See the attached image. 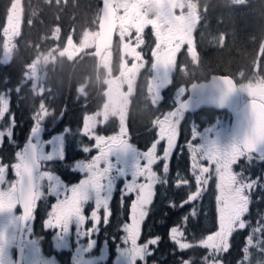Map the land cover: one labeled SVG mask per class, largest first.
Listing matches in <instances>:
<instances>
[{
    "label": "snow or ice",
    "instance_id": "1",
    "mask_svg": "<svg viewBox=\"0 0 264 264\" xmlns=\"http://www.w3.org/2000/svg\"><path fill=\"white\" fill-rule=\"evenodd\" d=\"M230 94V90H226L217 107H227ZM189 103L181 99L180 108L185 114ZM9 112L10 104L6 111L0 112V119ZM12 119L14 121V116ZM45 120L34 118L28 142L23 150L15 153V162L11 164L15 179L8 180L9 165L0 163V264H48V261L58 264L54 256L48 257L42 252L40 240L33 238L32 222L38 202L45 195L56 198L44 222L45 229L53 230L54 250L69 249V235L74 230L77 239L72 264H104L108 258V254H105L107 240L98 256L91 255L97 245L94 237L99 236L102 225L107 226L110 222V205L118 182L122 180L125 182L121 199L132 194L135 198L130 204V223L123 224L122 232L125 235L116 248L114 264H147L148 257L153 255L151 248L159 244L160 237L140 243L141 226L149 214L157 186L169 182L170 157L177 147L179 125L183 119L177 124L170 119L161 121L157 127L158 139L147 150L133 147L130 140L125 138L126 134L101 135L96 125L83 121L80 135L94 143L83 146L81 150L88 153L94 148L97 155L88 162L76 164L74 170L84 173L85 177L71 187L63 184L58 175L42 170L48 162L66 158V134L69 131L65 128L62 133L44 141L41 133ZM225 131L226 126L217 122L216 127L204 128L203 131L197 129L192 133V140H199V143H188L195 190L180 204L181 208L193 205L190 215L195 217L194 202L202 198L214 172L217 230L201 239L199 246L210 250L209 255L214 257L216 264H222L223 254L230 251L233 234L245 230L250 224L245 217L250 211L252 191L261 187L260 178L250 173L246 175L243 168L237 171L234 166L241 161L249 165L254 160L264 163V103L253 102L245 110L237 112L229 141L221 144L220 136ZM7 135L12 137V128L8 129ZM3 138L4 132L0 131V143ZM161 142H166V145L163 154L158 155ZM45 145L51 146V150L46 151ZM203 162H207L208 166ZM160 164L162 169L158 173L154 167ZM140 178H143V182H140ZM45 181L48 182L46 190ZM181 186H190V180H177L176 187ZM89 205L93 210L86 216L85 209ZM17 208H22V214H17ZM89 221L91 226L86 227ZM255 231L264 237V229L257 228ZM185 235V231L179 227L174 226L170 230V239L179 250H188L193 246L185 242ZM253 235L246 238L249 246H253ZM258 245L264 247V238L259 240ZM242 252L243 259L248 260L250 248L245 247ZM184 264L190 262L184 261Z\"/></svg>",
    "mask_w": 264,
    "mask_h": 264
},
{
    "label": "trees",
    "instance_id": "2",
    "mask_svg": "<svg viewBox=\"0 0 264 264\" xmlns=\"http://www.w3.org/2000/svg\"><path fill=\"white\" fill-rule=\"evenodd\" d=\"M243 1L248 2L250 7L247 10H240L237 15L234 13L231 15L230 11H227L228 7H230L229 0H210V2L216 4L224 2L226 8L224 25L228 28L223 26V30L229 34L235 32L239 35V38L235 42V46L231 47V36L227 34L224 45L219 50L216 49V52L212 54L213 56L210 55L209 62H207L208 67L203 72L199 73L201 67L197 64L193 67V80L211 73L229 76L236 83L241 76L248 77L253 74L264 80V0ZM12 2L13 0H0V98L2 103H7V109L10 104V112L4 117V126L12 127L17 134L18 141H20L30 126L29 114L30 112L32 113L31 109H37L38 107L36 106L40 101L39 96L32 95L25 85H21L22 77L28 65L39 53L60 46L62 41L58 37L55 40L51 39L55 30L62 29L63 36L73 33L72 40L78 41L85 28L91 25L93 27L95 24L98 0H68L65 6L59 0H21L23 5L22 25L13 42L9 43L4 38V32L6 18ZM217 8L218 6L211 8V12H214ZM63 10L65 11L63 12ZM243 25L246 26L243 27ZM5 44L6 48L12 45V49H9L11 50V55L9 58L1 60ZM88 57L83 55L79 59L77 57L72 61H66L65 64L57 59L56 61L60 62L58 64L59 70L53 71L50 75L51 88L57 84L58 87H55V91L56 89L59 90V94L56 91V95L58 94L59 96L58 103L53 105V101H50V107L54 106L56 110H60L63 107V114L66 113L68 120H71V114H74L73 111L69 110L76 107L73 101L76 97L73 94V90H77L76 84L82 86L86 82L96 81L93 68L94 62L92 58ZM55 62L51 64L50 68L55 65ZM68 69H71V71L83 70L84 73L77 82L64 85L63 71H68ZM68 89L71 90V93H68ZM139 92L137 91L135 96H131L130 99L133 105L141 103V106L136 107V109L138 108L136 112L138 121L136 123H134L135 119L130 121V134L131 142L142 147V144L148 145L152 140L154 131L151 125L154 122L147 115V111H142L143 103H146V107L151 106L145 97V101L143 100L141 92ZM51 96L52 89L48 97L50 98ZM77 98L79 99L78 96ZM165 98L166 101L162 100L161 103L157 104V118L174 106L169 97ZM75 112L76 114H84L78 110H75ZM13 116L14 121L12 119ZM70 123L77 127L78 123ZM144 129L148 132L147 138L142 136L134 137ZM81 146H85V143L84 145L82 143ZM13 154L14 151L11 146L3 145L0 149V156L3 157L4 161H9ZM183 154L178 148L173 151L170 157L169 182L168 184L157 186L153 203L149 206V214L141 226V243L151 238L160 237L159 244L151 248L153 255L147 259L151 264H182L184 261H189L190 264H205L204 259L207 256V252L199 247V241L217 230L216 192L212 181L209 183L202 198L194 202L195 217L190 215L193 205L180 207L186 196L195 190V184L187 176L188 172L186 171L189 163L187 157ZM80 156H82V150L80 153L77 150L71 149L69 151L67 149L64 161L56 164V175L62 181L71 183L69 179L73 178V176L68 174V166L74 157L79 158ZM248 168H244L246 175L249 174L246 171ZM161 169L160 165H158L157 169L154 170L159 173ZM256 169V166L251 167L250 174L253 177L256 176ZM258 171L260 173L264 172V167L259 166ZM175 176H181V179L185 176L190 180V186L174 187L172 178ZM121 197L113 198L110 205L112 212L110 222L107 226L102 225L99 236L94 237L98 242L107 240L110 250H112V244L116 242L119 233L121 234L118 227L122 222H127L129 217L130 201H128L127 196H123V199ZM52 204L53 200L48 195L39 201L35 218L32 222L34 235L40 240L41 248L44 251L47 250L50 242L47 232L44 231L43 222L47 212L51 210ZM170 204H173V206H170ZM186 217L187 219H185ZM245 219L250 222L249 226L245 230L237 231L230 238V251L223 254L222 264H264V247L258 245L259 240L264 237H262L260 232L255 231L257 228L264 229V185L252 191L250 211ZM174 226L185 231L186 235L183 239L193 245L190 249L179 250L170 241L168 232ZM250 235H253V246H249L246 243V238ZM245 247L250 248L248 260L243 259L242 249ZM97 252L98 250H96Z\"/></svg>",
    "mask_w": 264,
    "mask_h": 264
},
{
    "label": "flooded vegetation",
    "instance_id": "3",
    "mask_svg": "<svg viewBox=\"0 0 264 264\" xmlns=\"http://www.w3.org/2000/svg\"><path fill=\"white\" fill-rule=\"evenodd\" d=\"M68 0H61L63 6L67 4ZM100 0H98V9L95 15V24L92 27H86L84 32L79 37L78 41L72 40V34L69 33L63 36V44H70L75 47V44L81 42L80 40L89 39L92 40L91 48L84 50L85 52L81 54V56L86 55L93 59L94 62V75H95V89L99 86V77H97L98 65L100 64L99 61L103 59V56L106 52L111 53V57L109 61H105L103 63L104 67L106 68V74L104 77L103 84L101 85L102 91L101 95L98 98L92 99H80L83 100V104L73 107L69 111H73L74 116L71 120H68L66 117V113L63 114L64 108L61 107L60 110L54 109L53 114H56L59 111V115H54L53 119H48L47 122L44 121V131L42 132L41 139H45L51 134L63 132L65 128L69 129L67 132V140H66V152L67 149L71 151L77 150V152L81 153L82 148V135H80L82 130V122H88L89 118H93L97 116L98 111L100 112V116L98 118L97 132L101 135L105 136H113L119 134H126L125 138L130 140V143L133 147H136L138 150H147L151 145L142 144V147H139L131 142V134H130V121L131 119H135L134 123L138 121V116L136 112L138 111L136 107L141 106V103L132 104L131 96H135L137 91L141 92V95L146 100L150 99V96L147 92V88H149V83L151 81H155L157 78L155 77V69L161 64L159 62L162 60L163 62V71L161 75H165V81L163 89L160 91L158 89V85L154 82L156 87L153 90L154 96H158L160 101L158 103L156 101V105L154 108L146 107V103L142 105V111H147L148 116L153 121V130L154 134L157 133V127L159 126L160 122L165 119H170L171 121H176V124L179 120L183 119L181 124L179 125V135L178 140L184 138L185 130L183 126L188 127L187 125L192 124V119L195 118V114H180L177 112V104L181 102V99H184L187 95L185 88L193 82L192 73L193 67L197 64L200 66V72H203L205 68L208 67L209 57L210 55L216 52V49L219 50L223 44H217L218 35L221 34L225 35V38L230 35V40H233L232 46H235V42L238 40L239 35H235L234 32L229 34L223 30V28H228L224 25V16L226 13V8L224 2L214 3L210 2V0H124L121 4V8L118 7V3L116 0H113V20H114V32L111 41V45L109 49L102 51L98 59L91 54L94 50V43L98 36L97 34V19L99 14V7H100ZM131 1V5L127 7V2ZM232 0H229V5L227 11H230V14L233 13L235 15L239 14L240 10H247L250 7L248 2H244V5L231 3ZM235 1V0H234ZM238 1V0H237ZM241 1V0H239ZM238 1V2H239ZM73 3V2H71ZM152 4H155V9L157 13V22L149 21L152 17V13L145 12L147 8H149ZM218 6V8L211 12V8ZM240 6V7H239ZM181 8H183L185 12V16L182 17ZM126 10V16L123 19L125 26L130 24L132 27L130 37H128V43L126 45L118 46V38L116 39V32H117V24L119 20V12ZM65 10H63L64 12ZM63 24H65L63 22ZM224 26V27H223ZM128 27V26H127ZM92 31L90 34L87 32ZM165 30L164 33H160L161 30ZM62 31V29H61ZM95 33V37L93 38V34ZM63 34V31H62ZM132 36V37H131ZM139 38L140 40H136ZM123 40V39H122ZM133 40V45H131ZM225 41V39H224ZM71 46V47H72ZM179 46V49L176 50V47ZM162 49L165 52L159 54L157 53V49ZM230 50V49H229ZM124 51L126 52V58L135 59L136 63H140L141 67L136 71L137 65L135 61H128L126 62L124 57L120 56V53ZM141 53V54H140ZM79 56L78 59L81 57ZM119 56V60H116L115 57ZM138 56V57H137ZM213 56V55H212ZM88 57V58H89ZM77 56L68 57L67 53H64L61 56V62L63 64L66 61H72ZM83 58V57H82ZM191 58V59H190ZM128 63V65H127ZM184 64V65H183ZM178 68V71H176ZM78 72V70H76ZM180 71V72H179ZM177 72L181 74L179 79L176 76ZM113 73L116 79L120 78L119 81L115 82L112 78L108 77ZM135 73V74H134ZM133 75V81H129L130 76ZM179 79V80H178ZM198 79V78H196ZM162 81V80H161ZM125 84L124 87L127 89L128 86L132 87L131 93L126 95V100L124 104L117 106V102L121 99V93L109 91H103V88L107 86L108 90L115 85ZM127 86V87H126ZM179 89L178 100L175 97L174 91ZM139 92V93H140ZM259 99L256 100L260 103H264V88L259 89ZM258 95V94H257ZM165 97H169L172 100L174 106L171 110L164 113L163 115L157 118V104L161 103ZM145 101V100H144ZM89 103V104H87ZM114 107L115 113L108 119L104 118L105 109L106 107ZM75 110L82 111L84 114H76ZM118 113V117H117ZM51 114V115H53ZM59 116V117H58ZM166 116V117H165ZM70 122L78 123L77 127L72 125ZM31 124V122H30ZM150 127V126H149ZM32 127L28 128L27 132L24 135L23 146L26 141L27 136ZM134 127V131H135ZM192 128L190 130V134L192 136ZM16 134V132H15ZM17 136V134L15 135ZM146 137L148 136V132L146 130H142L141 132L137 133L134 137ZM23 138L18 141L20 143ZM187 140V139H186ZM180 141V140H179ZM178 143H182L183 141ZM185 141V139H184ZM87 143V142H85ZM22 146V148H23ZM158 155H160L159 146L157 149ZM81 157V156H80ZM79 157V158H80ZM78 157H74L73 160L70 161L68 166V174L73 176V179H69L71 184L76 182L77 177H80L81 174L71 169L72 164L76 165V160L79 159ZM64 161V160H63ZM61 162V160H54L52 162H48L46 166L42 170L51 171L54 175L57 174L56 171V164ZM74 162V163H72ZM2 163V162H0ZM66 172V171H64ZM9 181L15 179L14 175L9 176ZM66 182V181H62ZM125 181L118 182L117 191L114 193V197L122 196L123 193V184ZM17 214H20V209L17 208ZM36 238V236L34 235ZM86 244V241H85ZM115 243L113 247L116 245ZM69 249H65L59 251L60 253H56V251L51 248V243L48 244L47 250H43L42 252L49 257H55L58 264H71L70 260L72 259V251H75L76 242H69ZM100 247H105V243L97 242L95 251L98 250ZM109 249V244L105 248V254H107L106 249ZM113 249V248H112ZM67 254L69 256H67ZM15 255V253H14ZM114 258L108 255L107 260L104 264H112Z\"/></svg>",
    "mask_w": 264,
    "mask_h": 264
},
{
    "label": "rangeland",
    "instance_id": "4",
    "mask_svg": "<svg viewBox=\"0 0 264 264\" xmlns=\"http://www.w3.org/2000/svg\"><path fill=\"white\" fill-rule=\"evenodd\" d=\"M59 1H61V0H59ZM123 1L124 0H116V2L118 3V7L119 8H121L120 6H121ZM238 1L237 0H235V1L232 0L231 3L232 4L236 3V5L237 4L244 5V1L243 0L239 1V2ZM130 5H131V1L127 2V7H129ZM145 12L152 13V17H151V19L149 21L157 22V13H156V9H155V4H152L149 8H147V11L145 10ZM180 15L182 17L185 16V12H184L183 8H181V14ZM124 16H126V10L120 11L119 12V20H118V24H117V32H116V39L118 38V43H119L118 46H117V49L120 46L126 45L128 43L127 39H128V37H130V34H131L132 27L130 26V24H128L127 25L128 27H127V26H125L124 20H121V19L124 18ZM22 20H23V5L21 3V0H13L11 6L9 8V14L7 15V18H6V22H5L6 27H5V32H4V38L9 43L13 42V39L17 36V34H18L19 30H20V27L22 25ZM244 26H246V25H243V27ZM87 32L90 34L92 31H89V29H87ZM164 32H165V30L163 29V30H161L160 33H164ZM234 34L237 35L235 32H234ZM57 37L62 41L60 46H58V47H56L54 49H51V50H47L46 52H43V53H39L37 55V57L28 65V67H27V69H26V71H25V73H24V75L22 77V80H21V85H25L27 87V90H29L32 93V95H34L36 97L39 96V99H40L38 105L36 106L38 108L35 109V110L31 109L32 113L30 112V114H29V121L31 122L29 128L34 126V118L37 119L38 121L41 120V119H45L46 118L45 122H47V120L49 118L53 119L54 115H59L60 114V113L53 114V113H55L54 112V106L50 107V101H53V103H54L53 105H55V104L58 103L57 100L59 99V96H58L59 90L56 89V91L58 93L57 95H56V91H55V87H58V85L56 84V85H54L51 88L52 82L50 80L51 73L53 71H58L59 70L58 64H60V62L56 61V60L58 59V60L61 61L60 58H61V56L64 55V53H67L68 57H71V56L79 57V56H81V54H83L85 52L84 50L90 49L91 48V44H93L92 40H89V39L80 40L81 42L76 43L75 47H73L70 44H66V43L63 44V34H62L61 29L55 30L53 32V35L51 36V39L55 40ZM94 37H95V33L93 34V38ZM224 39H225V35H222V37H221V34H219L218 38H217V44H223ZM136 40L139 41L140 39L137 38ZM231 42L233 43V40ZM133 44L134 43H133V40H132L131 45H133ZM10 48L12 49V45L10 47H7V48H6V44L4 45V49L5 50H4V54H2L1 60H5L6 58L10 57V55H11V50H9ZM177 49H179V46L176 47V50ZM163 52H165V51L160 49V48L157 49V53L161 54ZM120 56L124 57L126 62L135 61V59H136V58L135 59L128 58V61H127L126 52L125 51H124V53L121 52ZM110 57H111V53L110 52H106L104 54V56H103V59L99 61L100 64L98 65V71H97V77H99V86L96 89H95V80L93 82H86L82 86H80L79 84H76L77 90H73V94L76 95L75 99L73 100L75 102L74 106H77L78 103H83V100H79L80 97L88 98V99L100 97L101 91H102L101 85L103 84L105 75L107 76V74H106L107 70L104 67L103 63L105 61H109ZM118 57L119 56H116L115 59L119 60ZM53 62H55V65L52 68H50V66H51V64ZM159 62H161V64L157 67V69L154 68L155 69L154 74H155V77L157 79L155 81L152 80L151 83L148 84L149 88L146 89L148 94H149V96H150V99L148 101H149V104H150L151 108H154V106L156 105V101H157V103H158V100L160 101L159 97L158 96L157 97L154 96V93H153V90L156 87V85H154V82L158 85V89H160L161 87H163L164 81H165V75L164 76L161 75V72L163 71L164 68H163V62H162V60H160V58H159ZM135 63H136V61H135ZM127 65H128V63H127ZM136 65H137L136 71H138V69L141 67V64L140 63H136ZM176 71H178V68H176ZM179 72H177L176 76H178L179 79H180L181 74ZM83 73H84L83 70H78V72L76 70L75 71H71V69H68V71L64 70L63 71L64 85L73 83L75 81L77 82V80L83 75ZM239 76H241V75H239ZM108 77L112 78L115 82L119 81V79H120V78L116 79V77H115V75H113V73L110 76H109V73H108ZM132 77H133V75L130 76L129 81H133L134 77L133 78ZM68 78H69V80H68ZM236 84H237L238 91H239L240 95L242 96V98H247L250 95L251 91L254 90V89L264 88V80L261 77L256 76L255 74L249 75L248 77L247 76H243V77L241 76L239 81ZM124 85L125 84H123V82H122V84H120V88H119V85L118 86L117 85L113 86L112 88H110V90H108L107 86H105L103 88L104 92L106 90V91H109V93H112V92H116V93L120 92L121 93V99L117 102L116 107L120 106L121 104H124L125 100H126V97H127L126 95L131 93L132 87L128 86L129 88L126 89L124 87ZM51 89H52V96L49 98L48 95H49V92L51 91ZM162 90L163 89H160V91H162ZM178 92H179V89H176L174 91V94H175V97H176L177 100H178V94H179ZM68 93H71L70 89H68ZM259 94L260 93H258V95H255V97L259 98ZM55 95H56V97H55ZM77 96L79 97V99L77 98ZM163 101H166V98H164ZM87 104H89V103H87ZM33 107H35V106H33ZM6 110H7V103H2V99L0 98V112L6 111ZM105 110H106L105 114H104V118L105 119H108V118H110L111 116H113L115 114L113 112V110H115L114 107H110V106L108 107L107 106ZM51 114H53V115H51ZM73 116H74V114H71L72 118H73ZM99 116H100V112L98 111L97 116H94L92 119L89 118L88 121L91 124L96 125L98 123ZM117 117H118V113H117ZM217 122H219L221 124H224L226 126V131L224 133H222V135L220 136V143L221 144H225V143H227L229 141L230 136H229V133H228V130H227L228 118L226 117V115L224 113L212 111V112L196 115L195 118L192 119V124L191 125H187L188 126V133L190 134L191 128H192V131L196 132L197 129L200 130V131H203L204 128L216 127L217 126ZM172 123L176 124V121L173 120ZM9 128H12V127L4 126V118L0 119V131L4 132V138H3L2 143H0V149L3 147V145H6V146H11V148L14 151V154H13V156L11 157V159L9 161H4L3 157L0 156V162L9 165V169H8V173H7V177L8 178H9V176L13 175V172L11 170V164L15 162V153L17 151L22 150L23 141H24V138H25L24 137L23 140L19 143L17 141V136L16 137L14 136L16 134H15L13 129H12L13 135H12L11 138H9L8 135H7V132H8ZM157 131H158V129H157ZM60 133H62V132H60ZM60 133L51 134L50 136H48L47 138H45L43 140L47 141V140L51 139L54 135H57V134H60ZM197 134H199V133H197ZM157 139H158L157 133L154 134V132H153V137H152V140L149 142V144L152 145V143H154ZM187 139L188 140L183 141L179 145V147L181 149V153H184L183 155H185L187 157V159H188V163H189L188 166L189 167L187 168V171H186V172H188L187 176L194 183V177L191 175V171H192L191 167H190V165H191V155H190V152L188 150V143L189 142H191V143H199V140L193 141L192 140V136H191V138L188 137ZM82 142H83V145H84L85 142H87V143H85V146H92L93 143H94V141H92L90 139H87L85 137H83ZM1 145H2V147H1ZM165 145H166V142H161L159 144V150H160V153H161L160 155L163 154V149H164ZM45 150L46 151H50L51 150V146L45 145ZM95 155H97V150L94 149V148L92 149V151H90L88 153H85V152L82 151V156L79 159H77L75 163L77 164L78 162H88ZM72 163H74V162H72ZM203 163L205 164V166H208L207 162H203ZM75 166L76 165L72 164L71 169L72 168L75 169ZM252 166H256L257 167V169H256L257 173H256L255 177H259L260 178L261 186H263L264 185V172L260 173L258 171V169H259V166H263L264 167V163H260V162H257L256 160H254L251 163V165H249V164L241 161V163L238 166H234V167H235V170H237V171H239L241 168L244 169L246 167H249L246 171L248 173H250ZM212 167L214 168V166H212ZM160 168H162L161 164H160ZM154 169H157V166H155ZM78 172L81 174V176L77 177L75 183L71 184V183L63 182V184L67 185L68 187H71L72 185L77 184L81 179H83L85 177L84 173H82L80 171H78ZM184 178H186V177L184 176L182 179H184ZM71 179H73V178H71ZM180 179H181V176H175V177L172 178V182H173L174 187H176V181L180 180ZM8 180H10V179H8ZM211 181L214 183V189H215V192H216V195H217L216 181H215L214 172H213V176H212V179L210 180V182ZM140 182H143V178H140ZM47 183H48L47 181L44 182L45 190L47 189ZM182 187H187V186H182ZM48 197L53 200V203H55L56 198L54 196H49L48 195ZM127 197H128L127 198L128 201H130V204H131L132 199L135 198L134 194L128 195ZM92 210H93L92 205H89L88 207H86L85 215L86 216L90 215V212ZM49 212H50V210L47 212L45 220L47 219V216H48ZM101 215H102V210H101ZM44 222H43V224H44ZM124 223H130V220L128 219L127 222L126 221L122 222L120 224V226L118 227V229L121 231V234L119 233V235L117 236L116 242H114V241H113L114 243L111 242V243H113L112 245L117 243L113 247V249L112 250H110L108 248L106 249L107 254L109 256L113 257L114 261L116 260V257H117L116 248H117L118 244L121 242L122 236L125 235L122 232V228H123V224ZM90 226H91V222L89 221L88 224L86 225V227H90ZM170 230L168 232L169 239H170ZM44 231L47 232L46 234H47V237L49 239V242L51 243V248L53 250L54 249L53 248V236H54L53 230L45 229ZM33 238H35V237H33ZM76 239L77 238H76L74 230H73L70 233V235H69V242H76ZM102 241L103 240H101L100 243H105V242H102ZM170 241H171V239H170ZM175 246L177 247V245H175ZM101 248L102 247H100L98 249L97 253H94V254L92 253L91 255L98 256L100 254ZM200 248L207 252V256L204 259L205 264H216V261H215L214 257L209 255V251L210 250H206V249H204L202 247H200ZM56 253H60V252L56 251ZM73 253H74V251H72L70 254L73 255ZM67 256H69V255L67 254ZM114 261H113L112 264H114ZM70 263L72 264V259L70 260ZM48 264H52V262L48 261ZM147 264H151V262L147 261ZM182 264H184V263H182Z\"/></svg>",
    "mask_w": 264,
    "mask_h": 264
},
{
    "label": "water",
    "instance_id": "5",
    "mask_svg": "<svg viewBox=\"0 0 264 264\" xmlns=\"http://www.w3.org/2000/svg\"><path fill=\"white\" fill-rule=\"evenodd\" d=\"M113 0H100L99 14L97 19V38L94 43V50L91 53L93 56L98 58L101 52L110 47L113 32H114V20H113ZM226 90H230V96L228 97L227 107L221 109L217 107V102ZM187 92L183 102L190 101L186 113H193L201 108H210L214 110H225L229 114L228 130L232 123L236 120V113L245 110L247 105L253 102L260 103L256 100H247L242 104H239V96L235 83L229 76L210 74L205 80L193 81L189 84L184 92ZM181 103V102H180ZM179 113H184V110L178 105ZM31 133L26 138L25 144L28 142ZM42 135V133H41ZM23 146V148H24ZM22 148V150H23ZM20 209V214L23 210Z\"/></svg>",
    "mask_w": 264,
    "mask_h": 264
}]
</instances>
